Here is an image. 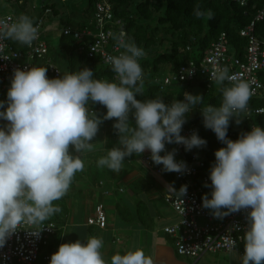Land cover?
Instances as JSON below:
<instances>
[{
    "label": "clouds",
    "instance_id": "1",
    "mask_svg": "<svg viewBox=\"0 0 264 264\" xmlns=\"http://www.w3.org/2000/svg\"><path fill=\"white\" fill-rule=\"evenodd\" d=\"M193 12L197 19L213 18L210 9L204 11L198 4ZM37 38L38 29L28 15L21 14L14 22L0 19V40L31 46ZM112 38L123 49L107 58L119 83L94 78L88 67L65 71L56 78H49L45 67L13 70L7 106L0 101V109H4L0 119L7 122L0 127V248L22 223L42 224L62 211L54 202L68 193L75 174L84 170L81 156L94 149L92 141L104 120H116L113 128L119 146L106 149V156L97 161L99 168L119 173L125 157L150 150L151 160L163 165V171H186V164L174 159L176 150L166 152L165 145L183 144L186 150L206 145L195 132L189 137L181 135L186 114L199 105L204 127L226 145L215 151L209 177L211 198L205 194L202 206L214 218L250 208L247 230L240 237L245 247L241 260L242 264H264V128L253 125L235 141L227 137L230 119L248 108L250 85L224 67L211 74L223 85L218 107L204 105L201 95L188 92L182 101L173 99L168 105L161 96L140 101L136 96L144 93V73L138 59L146 52L123 33ZM90 101L103 105L106 114L101 117L90 111ZM130 113L135 126L129 122ZM179 191L185 195L187 186ZM103 246V239L95 236L85 243L79 239L63 243L51 255L50 264H108L100 251ZM110 264L153 261L137 248L114 254Z\"/></svg>",
    "mask_w": 264,
    "mask_h": 264
},
{
    "label": "built area",
    "instance_id": "2",
    "mask_svg": "<svg viewBox=\"0 0 264 264\" xmlns=\"http://www.w3.org/2000/svg\"><path fill=\"white\" fill-rule=\"evenodd\" d=\"M235 1L240 5H245L247 2V0ZM43 11V14L46 15L51 12V9L44 8ZM263 18L264 3L257 10L254 18L239 30V34L246 38L242 58L229 52L226 34L222 32L199 61L187 59L171 74L156 76L152 81L159 85L160 89H166L173 84L203 79L205 89L208 90L215 81L211 76L212 72L227 67L230 75L238 74L243 81L250 85L251 97L258 98L262 102V105L253 111L248 107L242 113L254 112L264 115V81L259 78V73L264 70V40L259 39L254 32L255 23ZM0 19L14 22L17 17L12 13L0 12ZM43 19V16H39L33 23L38 29V38L33 41L31 46L26 45L24 49H18L13 47L8 39L0 40V82L3 88H10L14 69L30 68L35 66V62L38 60L48 65L52 78L61 75L59 67L47 56L48 46L43 38ZM113 22L110 3L100 0L96 4L93 27L74 28L67 25L62 28V31L66 35H72L76 41L80 42L78 49L85 52L88 58H98L101 63L112 69L107 62L108 56H117L123 51L116 47V42L112 38L114 34ZM116 22L120 23L119 20ZM120 33L124 34V31L120 30ZM113 78L119 82L114 72ZM184 93H181V101L184 99ZM193 132L197 134L194 123L190 122L188 126H182V136L189 137ZM173 149L176 150L174 159L186 164V171L174 172V176L179 182V190L182 186H187L185 195H182V192L178 190L163 198L177 216L175 222L163 227V231L173 238L175 251L182 256L198 258L206 252L231 253L237 250L239 243L243 241L240 237L247 230L246 217L251 209H242L223 218H214L211 210L202 206L201 194L204 192L206 184L211 188L210 168L215 163V159L212 162L205 159L203 156L204 146L186 150L183 144L166 143V152ZM160 155H165V152H161ZM150 157V151L145 152L140 160L148 169L162 175L163 165L155 164ZM101 182H99L100 185ZM119 190L122 189L119 188ZM103 193L108 194L109 191L104 189ZM104 206L101 201L94 205L92 215L86 219L88 225L99 228L106 226L107 216ZM57 229V226L52 222H43L37 225L22 223L7 240L5 246L0 248V264H34L39 257L41 248L48 244L49 237ZM38 230L40 231L37 235L32 233V231ZM244 251L245 247L241 250V257ZM50 257L49 254L43 256L47 264H50ZM220 264L229 263L222 262Z\"/></svg>",
    "mask_w": 264,
    "mask_h": 264
},
{
    "label": "trees",
    "instance_id": "3",
    "mask_svg": "<svg viewBox=\"0 0 264 264\" xmlns=\"http://www.w3.org/2000/svg\"><path fill=\"white\" fill-rule=\"evenodd\" d=\"M18 1L22 7H24L25 0L22 3L21 0ZM99 1L100 0H87V5L82 14L88 21L84 20L81 26H74V28H81L83 26L93 27L96 4ZM106 1L110 3L113 13L114 22L112 28L114 29V34H120V30H123L126 38L133 40L138 47L143 48L146 52V55L139 58L138 62L143 69V80L147 85L148 96L152 99H155L156 96H161L166 105L173 101V98L170 97L172 93H170L169 96L165 95L164 91L166 89H160L159 85L152 81L154 77L161 76L159 74L161 68L163 66H169L171 69L170 73H172L187 59L199 61L222 32L226 34L229 52L242 58L245 51L246 38L239 34V30L254 18L257 10L264 3V0H247L245 5H240L235 0ZM197 4L200 5L201 9L204 11L210 9L213 13V18L197 19L193 12ZM41 7L42 10L44 8H50L52 14L59 13L54 2L44 4ZM23 14L27 15V12L25 11ZM31 18L34 23L35 19L33 17ZM116 20H119L120 23H117ZM254 32L259 39L264 40V18L255 23ZM8 40L15 48L24 49L26 47L24 44L15 42L11 39ZM45 41L48 46L47 40ZM79 45L80 42L76 41L72 35H66L61 31L59 47L67 55V61L65 63L62 62V64H56L54 62L53 57L49 54L48 46L47 56L59 67L61 75L65 71H75L83 67H88L93 70L94 78L106 79L110 82L119 83L113 78V71L110 67L101 63L98 58H88L85 52L78 49ZM35 66L47 68V76L52 78L47 64L38 60L35 62ZM259 78L264 81V70L259 73ZM195 81H198V84L204 90V95L202 96L204 105L210 104L217 107L220 106L222 101L221 88L223 85H219L214 81L212 87L206 90L203 79ZM227 83L228 82L225 81V85H227ZM181 84L190 85L191 82ZM181 98L182 95L179 94L176 100H180ZM136 99H138L137 96ZM3 101L7 106V96L4 97ZM261 105V100L252 97L248 103V107L251 111ZM90 111L95 110L90 109ZM236 118L241 120L239 124L236 123ZM236 118L230 119L227 130V137L233 141L237 140L242 133L251 131V126L253 124L264 128L263 114H256L254 112L244 114L240 112ZM105 122L108 124L109 133L112 135L117 134L113 128L116 120L110 119L105 120ZM129 122L132 126H135V120L131 113L129 115ZM190 122L194 123L197 135L206 140L207 143L204 146L203 156L209 162H212L215 159V151L221 147H226V145L217 139L215 133L211 129L204 127L199 105L193 108L191 113L186 114L184 127L188 126ZM162 176L173 180L175 191L179 190V182L176 180L174 172L163 171ZM112 191L115 192L116 190L112 189ZM211 191V188L204 187V192L201 194V197L208 194L210 199ZM66 198L67 194L60 200L54 202L62 211L54 214L44 222H52L55 225H62L65 223V218L68 213ZM138 204L140 205L143 203L140 201ZM139 216L142 218V214ZM57 232L58 230L50 237L57 234ZM239 245L243 248L244 242L241 241Z\"/></svg>",
    "mask_w": 264,
    "mask_h": 264
},
{
    "label": "crops",
    "instance_id": "4",
    "mask_svg": "<svg viewBox=\"0 0 264 264\" xmlns=\"http://www.w3.org/2000/svg\"><path fill=\"white\" fill-rule=\"evenodd\" d=\"M35 17L33 18L35 19ZM104 147L105 137L103 136L101 141L94 144V149L83 153L81 158H92L97 162L96 155ZM149 151L145 150V152ZM91 152L98 153L94 155ZM146 169L149 172L152 171L148 168ZM103 171L107 173V176H98L99 174L97 173V176L90 177L89 179L87 175L83 177L81 175L78 176V173L75 174L69 193L67 194L68 213L65 223L62 224L63 226L56 225L58 228L57 234L50 237L48 244L45 245L47 251L39 255L40 257L34 264H47L43 256L46 254L51 256V253H55L58 250L59 245L75 242L78 239L82 243H85L90 236L103 239L104 246L100 251L108 264H110V259L114 254L120 253L123 255L126 251L137 248L143 250L145 255L152 259L153 264L200 263L207 252L198 258L179 255L175 251L172 238L165 234L162 229L165 225L171 224L176 220V216L172 218L171 214H169L170 212L174 213V211L163 200L165 195L174 191L173 180L158 175L154 171H152L155 177L153 180L133 169L126 174H123V171L120 173L107 171V167H104ZM116 179L119 181V184L114 186L115 189L113 190H116L115 192L126 191L128 188L126 184H130L128 189L130 192L127 196L118 198L117 193L112 195L103 194L104 188L102 187L104 183L112 184V181ZM100 181L103 182L101 185L99 184ZM119 188L122 190H119ZM159 194L163 201V207H160L158 202L155 201ZM106 199H109L110 206L115 209V213L106 214L107 224L104 228L88 225L86 219L92 215L94 205L99 201L105 205ZM140 201L143 204L139 205L138 202ZM140 214H142V218H140ZM67 228H69V232L64 231ZM241 250L242 248L239 245L237 250L231 253L222 251L212 252L216 255L213 264H220L222 262L242 264Z\"/></svg>",
    "mask_w": 264,
    "mask_h": 264
},
{
    "label": "rangeland",
    "instance_id": "5",
    "mask_svg": "<svg viewBox=\"0 0 264 264\" xmlns=\"http://www.w3.org/2000/svg\"><path fill=\"white\" fill-rule=\"evenodd\" d=\"M24 2V0H21V3ZM54 2L56 4V8L59 10L58 15L54 14H49V15H44V11H42V5L44 4H49ZM87 5V0H25L24 7L20 4L18 0H0V12L1 13H12L14 16L17 18L23 14V12H27V15L31 17H35V20L39 16H43V37L45 40L48 42L49 46V54L53 57V60L56 64H62V62L67 61V55L63 50L60 49L59 47V38L61 35L62 28L65 25H71V26H81L84 23V20L88 21V19L83 17V11ZM85 21V22H86ZM170 67L169 66H163L159 72L161 76L163 75H169L170 73ZM7 91L8 89L2 87V83L0 82V101H3L4 97L7 96ZM172 91V92H170ZM182 92H188L193 95H204V90L203 88L198 84V81H193L191 82L190 85H182V84H173L169 87L166 88L164 91L165 95H170L171 98L176 99L178 98L179 94ZM138 100L140 101H145L148 99H152L148 96V90H147V85L144 83V93L143 94H138L137 95ZM6 107V104H5ZM89 109H94L95 112L98 116H103L106 114L107 109L98 103H92L91 101L89 102L88 105ZM4 109H0V111H3ZM7 122L4 121L3 119H0V127H3ZM103 136L105 137V147L99 154L96 155L98 152H91V154L96 155V159H99L103 156H106V149H111L114 146H119L118 145V135H112L109 133L108 130V124L103 121V123L99 126V131L96 135V137L93 139L92 143L96 144L98 141H101L103 139ZM70 151H73L70 149ZM145 152V151H144ZM143 152V153H144ZM143 153L139 156L133 154L131 157H125V161L123 162V167L122 173L126 174L128 171L131 169L137 170L138 172L146 175L150 180L155 179L154 177V172L148 171L146 166L142 164L140 161L141 156ZM84 161V170L82 172H77L78 176H86L89 179L90 177H95L97 176H107V173L104 172V168H99L97 166V162L95 159H87V157L83 158ZM98 171V172H97ZM107 171L109 169L107 168ZM120 171V172H121ZM103 172V173H102ZM119 172V173H120ZM98 173V174H97ZM103 174V175H102ZM119 175V174H116ZM105 181V180H104ZM119 181L117 179L115 181H112V184L110 183H104L103 187L104 189L108 190L109 193L106 195H112L117 193L118 198H123L129 194V186L130 184L127 183L126 185L128 186L126 191H117L114 192L112 189H114V186L118 185ZM69 193V191H68ZM67 193V194H68ZM67 199V198H66ZM106 206H105V212L106 214H114L115 209L110 206L109 199H106ZM112 201V200H111ZM158 202L160 207H163V201L160 197V194L158 195V198L155 200ZM170 216L174 218L176 214L173 212H170ZM58 225V224H57ZM63 226V225H62ZM65 232H69V228L64 229ZM164 232V231H163ZM165 233V232H164ZM166 234V233H165ZM69 239V236H68ZM67 239V240H68ZM69 241V240H68ZM42 250L40 251L39 255H42L44 251L46 252V246H43L41 248ZM53 253H51L52 255ZM40 257V256H39ZM216 255L212 252H207L204 257L201 259L199 264H213L215 260ZM46 262V261H45ZM47 263V262H46Z\"/></svg>",
    "mask_w": 264,
    "mask_h": 264
}]
</instances>
